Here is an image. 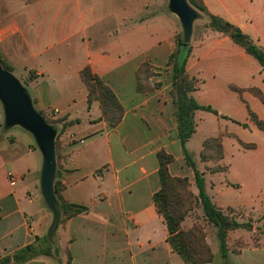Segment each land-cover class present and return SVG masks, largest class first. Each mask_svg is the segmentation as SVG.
I'll return each mask as SVG.
<instances>
[{
	"label": "crops",
	"instance_id": "1",
	"mask_svg": "<svg viewBox=\"0 0 264 264\" xmlns=\"http://www.w3.org/2000/svg\"><path fill=\"white\" fill-rule=\"evenodd\" d=\"M201 1L208 13L239 27L264 48V0ZM200 13L196 20L203 26L193 22L185 70L197 80L190 95L218 114L195 110V130L185 147L212 203L223 213L242 211L252 222L250 230L227 231L223 257L217 228L208 221L205 240L212 260L206 264H264V232L257 227L264 223L261 189L248 194L247 163L239 160L237 168L223 161L244 149L264 151L263 142L241 137L247 130L264 136V128L249 117L250 110L264 124V106L256 94L264 95V70ZM16 14L14 20L5 15L0 21V58L11 73L20 67L18 78H25L22 86L34 109L56 130L59 197L86 210L70 217L59 214L53 229L56 248L47 252L53 214L40 190L42 155L30 132L5 126L0 131V264H65L68 256L70 264H185L167 241L152 198L160 187L159 151L172 156L169 173L186 177L198 196L177 132L169 56L182 27L168 0H31ZM143 63L150 74L144 80L147 88L138 90L136 75ZM85 66L121 103L116 126L102 117L97 99L88 103L80 77ZM12 127L30 133L36 147L31 141L17 145L8 134ZM215 136H220L222 157L202 160L203 141ZM216 165L223 169L211 171ZM22 253L26 259H14Z\"/></svg>",
	"mask_w": 264,
	"mask_h": 264
},
{
	"label": "trees",
	"instance_id": "2",
	"mask_svg": "<svg viewBox=\"0 0 264 264\" xmlns=\"http://www.w3.org/2000/svg\"><path fill=\"white\" fill-rule=\"evenodd\" d=\"M187 2L198 11L206 14L209 18V26L214 30L226 33L230 36L232 41L241 46L245 52L252 55L261 65L264 70V48L259 47L253 39L244 33L239 27L224 20L221 17L215 16L207 12V9L201 0H187ZM187 41L182 40L180 36L177 37V47L169 56V62L173 68V88L172 94L175 103V115L177 119V132L182 146L185 161L193 170L195 177V184L198 189V200L201 205L204 216L217 228V237L219 240V248L223 257H226V235L229 229L245 228L251 229V223H242L231 218L229 214L223 213L219 210L210 200L209 196L204 190L203 177L201 172L196 168L195 163L191 157L190 152L185 147V142L195 130V121L193 119L194 111L197 109L210 111L218 114L209 105H201L195 101L190 95V92L196 88L197 80L187 74L185 70L186 56L189 52ZM1 64L8 70L11 67L7 65L1 58ZM146 63H143L136 75V87L138 90L147 88L146 82L150 72L144 69ZM148 66V65H147ZM143 72L141 73V71ZM80 77L87 88V101L90 104L93 99H97L100 103L102 110V117L109 122L111 126H116L123 114V107L114 92L103 82V80L92 72L89 66H85L80 71ZM257 96L264 102L263 95L257 91ZM249 117L260 128H264V124L257 118L255 113L249 110ZM216 148V158L222 157V145L220 136L210 137L203 141V150L201 151L202 160L216 159L214 156H208L204 153L205 148H210V145ZM56 148V143H55ZM159 163L158 175L160 187L154 192L152 198L157 208L158 213L163 217L167 228V241L183 259L185 264H206L212 260V252L205 240L204 234L198 236L193 235V230L184 231L181 228V221L183 220L186 212L190 209V205L184 206L182 204L180 195L176 187L185 188L188 185L186 177L173 176L169 173L168 164L172 160V156L159 151L157 153ZM223 169L222 166L216 165L211 167V171H218ZM54 193L57 197L56 207L59 214L65 217H70L75 214L81 213L86 210V207L78 204L67 203L61 200L58 195V186L56 180L54 181ZM188 198V197H187ZM60 220V215L58 221ZM55 231L51 227L46 235V239L50 241L48 251L51 250L53 245L56 248ZM27 246L24 251L29 249ZM26 253L14 255L15 260H24L27 258ZM65 264H70V256H68Z\"/></svg>",
	"mask_w": 264,
	"mask_h": 264
},
{
	"label": "water",
	"instance_id": "3",
	"mask_svg": "<svg viewBox=\"0 0 264 264\" xmlns=\"http://www.w3.org/2000/svg\"><path fill=\"white\" fill-rule=\"evenodd\" d=\"M168 9L174 13L181 24L182 36L188 41L193 22L202 14L193 8L187 0H168ZM0 102L6 127L18 125L30 132L42 155L40 171L41 194L52 211V228L57 225L59 213L54 193V175L56 169L54 138L56 130L34 109L31 97L19 80L4 68L0 62Z\"/></svg>",
	"mask_w": 264,
	"mask_h": 264
},
{
	"label": "rangeland",
	"instance_id": "4",
	"mask_svg": "<svg viewBox=\"0 0 264 264\" xmlns=\"http://www.w3.org/2000/svg\"><path fill=\"white\" fill-rule=\"evenodd\" d=\"M25 3L27 4L28 7L31 5V0H0V21L3 20L5 15H8L12 19L17 15V11L22 9V6H25ZM197 10V9H196ZM200 12V11H199ZM14 20V19H13ZM209 21V18H208ZM203 24H201L200 20H195L194 27H202ZM179 36L183 39L182 33L179 34ZM185 41V40H184ZM2 65V64H1ZM3 66V65H2ZM4 67V66H3ZM5 68V67H4ZM16 70H12V73L18 78V72L20 71V67H15ZM146 72H150L149 67L146 65L144 68ZM143 70L141 71V73ZM19 81L21 84L24 86L26 85V80L25 78L20 75L19 76ZM261 93V91H259ZM263 95V93H261ZM264 99V95L262 96ZM257 102L264 106V102L257 100ZM5 130V125H4V116H3V109L2 105L0 102V131ZM58 131V129H57ZM8 134H12L15 136L17 140V145H24L25 143L31 141L32 146L36 147L35 142L33 141V138L30 133L24 131L23 129L19 127H12L11 129L8 130ZM241 137L244 140L252 141V142H263L264 146V136L262 134L258 133H253L249 130L243 132L241 134ZM242 145L246 148H251L253 146L252 143H242ZM204 153L206 155L214 156L216 158V148L214 145H210V148H205ZM233 154V155H232ZM219 159H214L213 162H217ZM239 160L242 161V163H247L248 165V170L251 172L249 173V178L247 180V187H248V194L252 192V190L256 188L261 189V195L262 198H260L262 204H264V151L263 153L258 152L257 150L254 149H244L240 151V153H230L227 154L226 158L223 160L225 162H233L234 165L239 164ZM212 161V160H211ZM211 168V167H210ZM235 167H233L234 169ZM176 190L178 191V195H180L182 204L186 207L190 205V209L186 212L183 220L181 221V228L186 231L192 229L193 235L198 236L199 234H206L205 228L207 226L208 220L204 216L201 210V205L199 203V200L196 195L193 194L191 189L189 188V183L188 185L183 189L181 187H176ZM188 197V198H187ZM226 214H229L231 218H237L239 222L242 223H252L250 222L251 217L250 216H244L242 211H234L233 213H229L228 211H225ZM263 218L260 217L259 220ZM259 227V230L261 232H264V223L257 224ZM257 231V230H256ZM236 241V240H235ZM237 243V242H236ZM234 242V245H236ZM233 245V244H232ZM51 249H54L53 245L51 246ZM234 250L236 248H233ZM48 251V250H46ZM236 251V250H235Z\"/></svg>",
	"mask_w": 264,
	"mask_h": 264
}]
</instances>
